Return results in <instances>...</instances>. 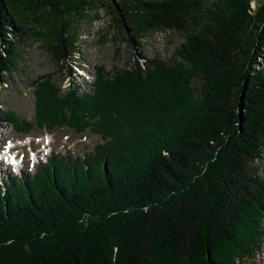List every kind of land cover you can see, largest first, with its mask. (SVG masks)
<instances>
[{
	"label": "trees",
	"instance_id": "trees-1",
	"mask_svg": "<svg viewBox=\"0 0 264 264\" xmlns=\"http://www.w3.org/2000/svg\"><path fill=\"white\" fill-rule=\"evenodd\" d=\"M252 1L0 0L1 83L19 70L30 32L69 67L73 22L100 5L133 47L150 32L184 36L172 63L98 68L90 95L48 91L37 80L33 121L0 114L17 134L65 129L76 142L34 172L3 177L0 264H240L258 254L264 3L253 9ZM88 134L98 141L74 154Z\"/></svg>",
	"mask_w": 264,
	"mask_h": 264
},
{
	"label": "rangeland",
	"instance_id": "rangeland-1",
	"mask_svg": "<svg viewBox=\"0 0 264 264\" xmlns=\"http://www.w3.org/2000/svg\"><path fill=\"white\" fill-rule=\"evenodd\" d=\"M259 3H264V0L252 1V8L254 9ZM73 25V31L77 34L75 38L77 48L70 60V65L68 64L69 67L64 65L63 69L53 61V55L48 52L46 44L42 39L32 35L33 32L22 38L20 50L22 60H20L19 70L12 75H6V81L0 82V114L13 111L21 120L33 121L35 116V87L32 84L37 80L39 83H44L43 86L45 85L48 91L57 89L63 94L69 92L65 90L72 88L81 93L88 92L90 95L93 93L90 85L94 83V75L98 70L113 74L121 68H129L135 59H139L141 69L145 67V58H161L160 64H164L166 61L172 63L180 59L177 49L184 41L182 34L169 30L146 33L138 38V44L133 47L127 42L125 35L121 34L114 26L113 13L106 5H100L97 13L90 11L88 15L77 18ZM33 27L38 29L39 26ZM70 68L73 71L71 72L72 76L67 77ZM200 84L201 79L199 78H194L191 82L196 92H198ZM88 97L91 103L95 100V97ZM63 111L67 115L66 110L63 109ZM44 133L53 136L52 146L55 151L64 152L67 145L73 147L76 143L70 144V141L65 143V135L72 133L65 129H58L53 132L35 130L29 135L17 134L10 121L0 117V157L5 156L7 158L8 146L15 145V151L13 150L12 153L19 152L21 157L24 154L23 168L33 172L34 167L30 164V157L32 156L33 160H36L37 156L35 152L32 153L31 151L35 149L41 152L42 149L46 148L43 144L40 148L36 143L41 142ZM88 136L89 142L77 144L74 148V154L90 151L99 139L94 135L88 134ZM40 156H42L43 162L47 160L48 155ZM262 156L263 158H259L257 162L260 166L259 173L264 178V153ZM11 159H13L12 156ZM27 166L28 168H26ZM0 172L4 176L10 177L21 175V171L19 173L14 167L1 162ZM2 197L5 198V194H2ZM262 198L260 200L263 202L264 197L262 196ZM248 210H252V208ZM244 225L247 226V232L250 231L249 234H253L257 230L256 223H253L250 218H246ZM258 245L261 246L257 251L258 254L254 258L242 259L240 264H264V234Z\"/></svg>",
	"mask_w": 264,
	"mask_h": 264
},
{
	"label": "bare ground",
	"instance_id": "bare-ground-1",
	"mask_svg": "<svg viewBox=\"0 0 264 264\" xmlns=\"http://www.w3.org/2000/svg\"><path fill=\"white\" fill-rule=\"evenodd\" d=\"M14 156H12V158H13Z\"/></svg>",
	"mask_w": 264,
	"mask_h": 264
},
{
	"label": "snow or ice",
	"instance_id": "snow-or-ice-1",
	"mask_svg": "<svg viewBox=\"0 0 264 264\" xmlns=\"http://www.w3.org/2000/svg\"><path fill=\"white\" fill-rule=\"evenodd\" d=\"M7 147V146H6Z\"/></svg>",
	"mask_w": 264,
	"mask_h": 264
}]
</instances>
